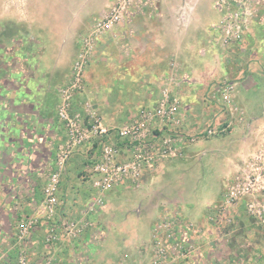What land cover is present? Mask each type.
Wrapping results in <instances>:
<instances>
[{
    "label": "crops",
    "instance_id": "obj_1",
    "mask_svg": "<svg viewBox=\"0 0 264 264\" xmlns=\"http://www.w3.org/2000/svg\"><path fill=\"white\" fill-rule=\"evenodd\" d=\"M69 1L59 13L29 10L26 15L29 18L22 19L29 24L25 27L30 32L26 38L29 43L19 37L14 40L18 41L17 45L12 46L9 41L0 44V264H20L23 253L27 264H41L42 259H50L51 264L121 261L146 264L153 253L157 225L168 216L177 219V234L191 247L188 253L166 264H231L233 257L238 259L236 264H256L264 257L261 251L255 253L252 249L247 255L227 244L234 237L238 240L241 237L243 242L260 237L253 233L260 227H256L241 205L231 208L230 224L216 225L212 217L226 183L244 173V161L263 140L264 57L237 55L238 61L231 67L222 55L214 56L212 45L199 47L197 43L187 46L189 53L185 52L186 48L177 53L178 63L185 70L183 83L180 81L176 91L181 98V114L186 117L184 125L186 129L196 130L206 123L219 124L222 118H229L232 123L216 85L225 79H235L234 102L240 111L233 117L228 132L193 142L179 135L177 153L161 160L151 171H145L138 181L125 179L108 193L105 208L93 215L98 228H88L72 238L61 235L52 244L45 242L49 226L60 216L89 218L85 204L92 193L91 185L83 178L89 165L91 145L88 144L72 154L61 175L58 214L53 220L45 217L42 187L54 167L59 140L65 134L55 103L46 99H54V87L69 77L80 36L88 32L91 23L113 2L102 0L96 8L77 10L73 0ZM152 1L144 0L122 24L105 32L111 42L117 44L124 38L134 42L142 37L140 33L144 31H137L135 25L147 21L148 11L143 6ZM154 1L158 4L159 18L168 16L165 3L171 0ZM189 1L174 3L176 10L186 12L199 3ZM12 16L16 17L15 23L21 21L17 14ZM96 45L102 51L104 41L99 38ZM23 49L27 55H23ZM137 51L133 45L129 58L138 54ZM216 62L221 63V71L216 69ZM88 64L99 68L101 62L94 58ZM144 85L148 88V84ZM25 86L29 88L26 97L21 94ZM81 94L88 96L89 89L85 88ZM146 94L142 89L137 96L145 102ZM122 153L127 154L125 150ZM31 217H37L38 222L27 239L20 240L17 226ZM90 238L94 243L88 245L85 241Z\"/></svg>",
    "mask_w": 264,
    "mask_h": 264
},
{
    "label": "rangeland",
    "instance_id": "obj_2",
    "mask_svg": "<svg viewBox=\"0 0 264 264\" xmlns=\"http://www.w3.org/2000/svg\"><path fill=\"white\" fill-rule=\"evenodd\" d=\"M101 1L73 0L72 2L77 10H84L85 8H96ZM193 1L189 2L193 3ZM195 1V5L197 1L199 2L197 7L195 9L190 7L186 12L182 9L176 10L174 3L179 2V0L168 1L167 4L165 3L168 16L165 15L161 18L157 14V1L146 2L143 9L148 11L147 21L143 25H135L137 31H144L140 33H143V36L137 37L134 42L124 38L121 42L119 40L117 44L111 42L110 35H106L105 32L98 35L92 33L94 24L102 17L106 9L102 10V13L91 23L88 32L80 36V46L71 63L69 77L63 83L54 87V99L50 97L46 99L48 103H55L56 115L60 106L64 102H69L71 103L73 113L78 117L84 118L88 111L85 102H88L99 117L110 126L115 127H121L139 120L143 110H145L150 118V122L153 123V126H151L153 134L160 138L169 137L173 142L179 135L182 136V139L186 140L187 138V141L193 142L198 138L216 137L228 132L232 126L233 117L240 111L234 102L235 79H225L216 85V92L221 99V104L229 116L232 117V123H230L229 118H225L224 120L222 118L219 121L221 125L218 128V132L211 135L206 131L213 123H206L196 130L186 129L183 122V120H186V117L184 118L180 111L181 98L176 94V91L180 88V81L184 78L182 76L185 70L183 71L182 65L178 63L177 53L182 52L185 48V52L189 53L188 47L193 43L194 45L197 43L199 47L212 45L213 48H211L214 56L217 54L222 55L230 63L231 67L236 65L238 61L237 55L247 58L253 55L263 58L264 0ZM67 2L71 1L0 0V44L9 41L14 46L18 43V41L14 42V40H18L17 38L21 37V39L26 40L29 37L30 32L25 28L29 27V24L26 21L22 22V19L29 18L26 15L31 8L38 9L43 14L46 11L59 13L61 9L66 8ZM179 10H182L183 14ZM211 10L213 12L210 13ZM14 14H17L18 19H21V21L18 20L19 22L15 23L16 17L12 16ZM181 17H183V20H181ZM14 23L16 24L15 27ZM99 38L104 41L102 51H99L96 45ZM26 42L28 41L26 40ZM132 44L135 49H138V54L129 58L133 48ZM10 52H14L12 48H10ZM27 54L28 52L23 49V55ZM83 54H86V60H83L85 62L81 70L84 76L82 86L77 91L72 90L68 92L69 95L67 96L63 90L71 87L79 69V65L76 62L78 59L82 60ZM94 58L101 62L99 68L93 65L89 66L88 63ZM116 59L118 60L115 61ZM127 59L132 60L126 62ZM231 61H234V64ZM215 66L218 71H221V63L216 62ZM24 68L27 69L28 67ZM139 71L141 72L140 75L136 73ZM111 74H113L112 78ZM56 79L54 80L58 81ZM181 83H183V80ZM223 83H228L231 86L230 101L227 106L222 99L220 91ZM144 84H148V88ZM85 88L89 89V95L86 97L81 94L82 89ZM27 89H29L27 86L22 88V96L26 97L24 94ZM142 89L147 91L146 96L143 97L145 102L139 98V95L137 96L139 90ZM143 107L146 108L143 109ZM157 108L161 109V111L157 112L155 110ZM227 124L228 126L226 127ZM224 127L226 128L223 129ZM65 141L66 135L63 133L56 147L55 155L58 146ZM128 154L127 152L126 155ZM171 156L173 155L156 161L155 167L159 162H162L161 160ZM249 160L250 156L244 161L243 165H246ZM170 161L171 159L168 162ZM169 164L171 166L172 161ZM148 171H151V169ZM93 215L89 213L87 215L89 216L88 219L96 221L97 218L95 219ZM263 232L264 228H258L253 233L260 235V237L255 239L253 237L251 239L247 238L244 242L241 241V237H239V240L237 237H234L233 240H228L227 244L234 250H243L247 255L251 253L252 249L255 250V253L261 251L264 254ZM85 242L88 245L94 243L91 238ZM246 259L248 261V257ZM259 260L256 264H264V257ZM237 262L238 259L233 257L231 264H236Z\"/></svg>",
    "mask_w": 264,
    "mask_h": 264
},
{
    "label": "built area",
    "instance_id": "obj_3",
    "mask_svg": "<svg viewBox=\"0 0 264 264\" xmlns=\"http://www.w3.org/2000/svg\"><path fill=\"white\" fill-rule=\"evenodd\" d=\"M143 1L113 0L102 17L94 24L92 33L98 35L122 24L129 13ZM84 59L86 60V54H83L82 60L78 59L76 62L79 69L71 87L63 90L67 96L68 92L77 91L82 86L84 76L81 70ZM230 88L228 83H223L220 89L226 106L230 101ZM85 105L88 111L84 118L73 113L69 102H64L57 111L58 119L64 127L66 141L58 146L54 167L48 173L42 187L45 217L51 220L58 214L61 175L69 158L79 147L91 145L89 146V165L83 177L92 187V193L85 204L88 214H96L105 208L106 196L118 183L125 179L138 181L146 170H152L155 167L156 161L174 155L178 151L179 138L173 142L169 137L160 138L153 134L151 127L153 123L150 122L145 110L139 120L115 127L104 122L88 102H85ZM155 110L161 111L159 108ZM220 125H211L206 132L209 135L217 133ZM123 150L129 154L124 156ZM238 204L256 227L264 228V136L261 145L246 163L244 173L226 183L225 191L216 206L217 211L212 220L219 226L230 224L232 222L231 208ZM37 219V217H31L18 224L17 236L20 240L27 239L36 226ZM91 227L98 228L95 221L88 218L60 216L51 223L44 239L46 243L52 244L61 235L69 238L77 237ZM178 228V221L173 216L161 219L157 225L158 232L153 235V253L146 264H166L189 252L191 245H185L181 241L180 235L177 234ZM20 264H27L24 253L20 256ZM41 264H51V260L42 259ZM116 264L126 263L121 261Z\"/></svg>",
    "mask_w": 264,
    "mask_h": 264
}]
</instances>
